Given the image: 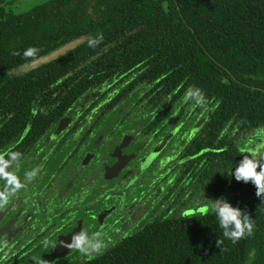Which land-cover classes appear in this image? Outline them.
I'll return each mask as SVG.
<instances>
[{
  "label": "trees",
  "instance_id": "1",
  "mask_svg": "<svg viewBox=\"0 0 264 264\" xmlns=\"http://www.w3.org/2000/svg\"><path fill=\"white\" fill-rule=\"evenodd\" d=\"M9 1L0 0V116H9L11 136L25 128L26 137L43 134L63 102L137 67L146 80L163 77L171 91L181 84L182 91L201 89L217 102L220 128L233 119L264 132V0H48L23 13L7 10ZM100 33L96 47L86 41L35 71L10 73L34 60L24 57L28 48L39 49L38 58ZM218 148L232 145L219 141ZM222 155L233 167L242 159L231 150ZM241 186L252 199L234 204L253 219L252 237L233 244L214 214L156 222L103 264H244L250 250L257 251L254 264H263L264 198L253 197L251 183Z\"/></svg>",
  "mask_w": 264,
  "mask_h": 264
},
{
  "label": "flooded vegetation",
  "instance_id": "2",
  "mask_svg": "<svg viewBox=\"0 0 264 264\" xmlns=\"http://www.w3.org/2000/svg\"><path fill=\"white\" fill-rule=\"evenodd\" d=\"M142 68L117 72L63 102L61 116L39 136L26 137V128L11 136L9 116H0V152L23 154L21 177L40 169L0 209V241L7 242L0 264H103L156 222L212 215L202 211L207 200L223 198L233 207L251 201L222 154L241 155L264 141V132L242 129L233 119L220 128L213 120L217 102L184 103L182 84L171 91L163 77L146 80ZM219 141L232 148H218ZM81 229L102 231L106 250L83 256L61 246ZM256 256L248 251L244 264ZM261 259L264 264V248Z\"/></svg>",
  "mask_w": 264,
  "mask_h": 264
},
{
  "label": "clouds",
  "instance_id": "3",
  "mask_svg": "<svg viewBox=\"0 0 264 264\" xmlns=\"http://www.w3.org/2000/svg\"><path fill=\"white\" fill-rule=\"evenodd\" d=\"M103 41V34H97L96 38L87 40L89 47H96ZM39 49L28 48L23 55L27 59L37 58ZM14 55L18 53H13ZM184 103L192 102L193 107H205L206 98L199 88L189 87L182 97ZM8 157L6 160L5 157ZM23 154L19 151L6 150L0 152V181L3 182V190H0V209H5L16 198L18 193L34 181L40 169L38 167L25 170L23 177L20 175L22 168ZM238 166L235 167V181L245 184L251 183L256 189V196L264 198V141L254 143L246 150H242ZM208 204L203 207L205 213L215 215L219 227L222 229L223 237L230 240L233 244L241 239L249 238L254 235L255 224L253 219L237 207H233L223 198L207 200ZM47 243V242H46ZM222 241H217V245ZM56 244L53 246L55 247ZM61 246L76 251L83 256H96L106 250L104 233L102 231L89 232L81 229L78 233L71 236L70 243L61 242ZM7 247L6 241H0V251ZM39 264H48L45 260H40Z\"/></svg>",
  "mask_w": 264,
  "mask_h": 264
},
{
  "label": "water",
  "instance_id": "4",
  "mask_svg": "<svg viewBox=\"0 0 264 264\" xmlns=\"http://www.w3.org/2000/svg\"><path fill=\"white\" fill-rule=\"evenodd\" d=\"M87 40H88V38H86L84 36L79 37L77 39H74V40L60 46L59 48L51 51L50 53H48L45 56H40V57H38L32 61H29L27 63H24V64L16 67L15 69H12L10 73L14 76H20V75H24V74H27L29 72L35 71V70L39 69L40 67L47 65V64L63 57L68 52L75 50L78 46L84 44ZM30 118L32 119L33 115H31Z\"/></svg>",
  "mask_w": 264,
  "mask_h": 264
},
{
  "label": "rangeland",
  "instance_id": "5",
  "mask_svg": "<svg viewBox=\"0 0 264 264\" xmlns=\"http://www.w3.org/2000/svg\"><path fill=\"white\" fill-rule=\"evenodd\" d=\"M46 1L48 0H10L5 7L12 13H23Z\"/></svg>",
  "mask_w": 264,
  "mask_h": 264
},
{
  "label": "snow or ice",
  "instance_id": "6",
  "mask_svg": "<svg viewBox=\"0 0 264 264\" xmlns=\"http://www.w3.org/2000/svg\"><path fill=\"white\" fill-rule=\"evenodd\" d=\"M202 211H204V210L202 209Z\"/></svg>",
  "mask_w": 264,
  "mask_h": 264
}]
</instances>
